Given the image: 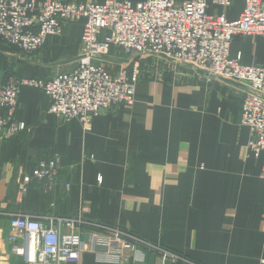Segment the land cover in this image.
I'll list each match as a JSON object with an SVG mask.
<instances>
[{
    "label": "crops",
    "instance_id": "1",
    "mask_svg": "<svg viewBox=\"0 0 264 264\" xmlns=\"http://www.w3.org/2000/svg\"><path fill=\"white\" fill-rule=\"evenodd\" d=\"M208 2L211 14L231 21L245 8L244 0L225 11ZM82 34V22L66 24L34 54L0 40V81L12 75L47 81L72 72ZM238 38L231 57L264 65V46ZM103 63L113 75L140 69L136 101L103 110L91 131L49 114L51 101L41 90L21 92L16 122L26 129L0 142V264H26L8 239L12 214L117 226L195 264H264V151L250 150V130L242 125L249 86L210 78L208 70L164 54L115 48ZM56 157L62 168L55 183L32 181L24 193V178L39 161ZM80 264L104 263L87 253ZM128 264L173 263L138 249Z\"/></svg>",
    "mask_w": 264,
    "mask_h": 264
},
{
    "label": "built area",
    "instance_id": "2",
    "mask_svg": "<svg viewBox=\"0 0 264 264\" xmlns=\"http://www.w3.org/2000/svg\"><path fill=\"white\" fill-rule=\"evenodd\" d=\"M239 19L211 15L208 0H108L77 3L65 0H0V40L26 53H36L51 38L60 37L66 24L83 22V50L75 70L50 80L10 76L0 81V142L26 129L15 121L19 95L25 88L41 90L51 99L49 114L67 121L78 120L86 130L100 111L113 105H133L140 70L130 75L109 73L101 60L113 48L126 53L164 54L188 65L209 69L213 78L238 80L252 87L243 103L242 125L250 129L249 147L256 155L264 151V66H243L231 59L237 37L264 39V0H244ZM234 0H212L224 10ZM91 159H94L92 156ZM62 168L59 157L39 161L26 176L22 191L32 181L52 186ZM264 178V169L262 170ZM100 177L99 182L102 183ZM47 222V223H46ZM89 229L91 233H85ZM86 234V235H84ZM9 241L12 253L26 264H80L83 254L100 263L128 264L138 248L160 252L171 262L195 264L141 239L119 227L81 217H40L12 214Z\"/></svg>",
    "mask_w": 264,
    "mask_h": 264
},
{
    "label": "rangeland",
    "instance_id": "3",
    "mask_svg": "<svg viewBox=\"0 0 264 264\" xmlns=\"http://www.w3.org/2000/svg\"><path fill=\"white\" fill-rule=\"evenodd\" d=\"M46 1V0H45ZM65 1H67V0H65ZM108 1V0H107ZM118 1H120V0H118ZM175 1V0H174ZM187 1V0H186ZM185 1V2H186ZM38 2V1H37ZM44 2V1H43ZM69 2H75V1H69ZM122 2V1H121ZM176 2V1H175ZM77 3H79V2H77ZM87 3V2H86ZM96 3V2H95ZM177 3V2H176ZM182 3H184V2H182ZM182 3H177V4H182ZM234 3V2H233ZM98 4H104V3H98ZM233 6V5H232ZM231 8V7H230ZM224 10V9H223ZM228 10V9H227ZM225 11V10H224ZM210 13V12H209ZM211 14V13H210ZM223 14H225V13H223ZM211 15H214V14H211ZM221 15V14H220ZM226 15V14H225ZM83 23V22H82ZM83 26H84V23H83ZM63 33H64V31H63ZM51 39H53V38H51ZM238 39H241L242 41H251V42H253V43H255V44H257V43H259V45L261 46V47H263L264 46V39L262 38V37H258V36H242V37H239ZM50 40V39H49ZM235 40V39H234ZM233 40V41H234ZM47 43H48V41H47ZM46 43V44H47ZM233 43V42H232ZM45 44V45H46ZM44 45V46H45ZM43 46V47H44ZM42 47V48H43ZM231 48H232V46H231ZM113 49H115V48H113ZM112 49V50H113ZM118 49V48H117ZM42 50V49H41ZM40 50V51H41ZM82 50H83V45H82V37H81V53H82ZM121 50V49H120ZM23 51V50H22ZM40 51H38V52H40ZM121 51H123V50H121ZM38 52H36V53H38ZM112 52V51H111ZM124 52V51H123ZM26 53V52H25ZM81 53H80V55H81ZM126 53V52H125ZM29 54H34V53H29ZM128 54V53H127ZM110 55H111V53L106 57V58H103L102 60H101V63H102V65H103V67L105 68V66H104V64L105 63H103V62H105L107 59H109V57H110ZM230 57H231V51H230ZM79 59H80V56H79ZM78 59V60H79ZM231 59H233L232 57H231ZM237 59H239V57L237 58ZM239 62H240V59H239ZM241 64V63H240ZM77 65H78V63H77ZM77 65H76V67H77ZM242 65V64H241ZM243 66H246V65H243ZM251 66H255V65H251ZM256 66H264V65H256ZM76 67L74 68V70L76 69ZM195 67H197V66H195ZM198 69H205V68H201V67H197ZM106 69V68H105ZM107 70V69H106ZM140 70V69H139ZM206 70H208L209 71V75H208V77H210V78H213V76L211 75V73H210V70L209 69H206ZM108 71V70H107ZM109 72V71H108ZM110 73V72H109ZM133 74V72L130 74V75H132ZM113 75V74H112ZM119 75V74H118ZM118 75H114V76H118ZM139 77H140V73H139ZM139 77H138V81H139ZM230 81V80H229ZM231 81H238V80H231ZM239 82H242V83H245V84H247L248 86H249V88H250V91H249V93H251V89H252V87H251V85L249 84V83H247V82H245V81H239ZM138 84V83H137ZM26 89V88H25ZM24 90V89H23ZM22 90V91H23ZM21 94V93H20ZM136 94H137V85H136ZM20 96V95H19ZM247 97V96H246ZM246 97L244 98V100L246 99ZM50 99V98H49ZM244 100H243V103H244ZM50 101H51V99H50ZM135 101H136V96H135ZM19 103V102H18ZM135 103V102H134ZM52 104V103H51ZM119 105H128V104H119ZM113 106H118V105H113ZM113 106H111V107H113ZM50 107H51V105H50ZM49 107V108H50ZM242 107H243V104H242ZM17 108H18V106H17ZM110 108V107H109ZM108 109V108H107ZM103 110H105V109H103ZM103 110H101L100 111V113L103 111ZM17 112V111H16ZM53 115V114H52ZM100 115V114H99ZM98 115V116H99ZM56 116V115H55ZM58 117V116H57ZM95 118V117H94ZM93 118V119H94ZM93 119H92V121H93ZM15 121H16V116H15ZM78 121V120H77ZM81 123V122H80ZM82 124V123H81ZM83 125V124H82ZM83 127H84V130L85 131H91L92 130V124H91V129L90 130H86L85 129V126L83 125ZM246 127V126H245ZM248 128V127H247ZM250 130V129H249ZM251 134V133H250ZM15 136V135H14ZM12 138V137H11ZM10 138V139H11ZM251 139H252V136H251V138H250V141H251ZM9 140V139H8ZM5 141H7V140H3V142H5ZM249 141V142H250ZM250 144V143H249ZM249 144H248V147H249ZM250 148V147H249ZM251 150V149H250ZM93 157H94V155H92ZM92 156H90L89 158L91 159V157ZM88 157H84V159H87ZM95 158V157H94ZM100 179V178H99ZM39 184H41V183H39ZM41 185H44V183H42ZM69 186V185H68ZM76 218H79V217H76ZM95 223V222H94ZM99 224H101V223H99ZM104 225V224H103ZM108 226H111V225H108ZM115 227H117V226H115ZM120 228V227H119ZM122 229V228H121ZM87 230H89V229H87ZM124 230V229H123ZM86 232V231H85ZM92 231L91 230H89V231H87V233H91ZM134 234V233H133ZM139 237V236H138ZM141 239H143L142 237H140ZM145 241H147L146 239H144ZM147 242H149V243H151L152 245H155V246H157L156 244H154V243H152V242H150V241H147ZM157 247H159V246H157ZM160 249H163L164 251H170V250H168V249H164V248H161V247H159ZM138 249H145V248H138ZM145 250H148L149 251V249H145ZM171 252V251H170ZM158 253L160 254V252L158 251ZM173 253V252H172ZM161 255V254H160ZM178 255V254H177ZM163 258H165L164 256H163ZM165 260H167L168 262H170V263H173V264H181V263H178V262H171L170 260H168L167 258H165Z\"/></svg>",
    "mask_w": 264,
    "mask_h": 264
}]
</instances>
